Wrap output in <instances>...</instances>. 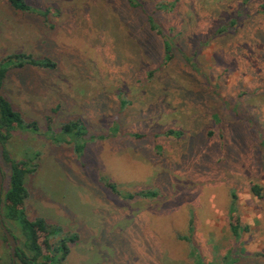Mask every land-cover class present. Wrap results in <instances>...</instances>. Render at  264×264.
<instances>
[{
	"label": "rangeland",
	"instance_id": "obj_1",
	"mask_svg": "<svg viewBox=\"0 0 264 264\" xmlns=\"http://www.w3.org/2000/svg\"><path fill=\"white\" fill-rule=\"evenodd\" d=\"M24 1L0 0V66L57 68L13 60L2 93L37 124L7 150L34 169L43 255L68 236L62 264H264V0ZM75 120L79 144L61 130Z\"/></svg>",
	"mask_w": 264,
	"mask_h": 264
},
{
	"label": "trees",
	"instance_id": "obj_2",
	"mask_svg": "<svg viewBox=\"0 0 264 264\" xmlns=\"http://www.w3.org/2000/svg\"><path fill=\"white\" fill-rule=\"evenodd\" d=\"M127 1L131 7L138 8L141 6L139 0ZM10 3L18 11H31L24 0H10ZM235 21L236 20H234V22ZM152 28L154 29L155 27ZM165 50L167 53L170 52V45L168 43H166ZM13 60L15 61V67L18 68H22L26 65L50 71L57 68V63L49 58L34 59L32 56L27 54L11 56L8 58V61H5V63L0 66V146L3 149V159L10 163V175L7 187L5 188V185L3 184L0 211L6 227L15 236L16 241L18 242V240H22V246H18L17 243L16 264H62L70 253L69 243L75 241V238L64 236L55 245V247H50L53 255H43L42 246L39 241V234L48 232L47 225L40 219L31 220L25 209V203L29 197L27 178L29 174L34 171V169H30L27 163L12 160L10 153L7 150V143L11 138L12 131L16 129L37 131V124H27L20 112L14 108L11 101L2 93L4 82L8 75V70L12 67L9 65L13 64ZM8 63L10 64L8 65ZM61 130L62 134L65 135H70L72 133L74 135L73 138H75V141L77 142L76 144H79V139H81L82 135H85L86 133V127L80 120L65 123ZM173 133L174 132L170 131V134ZM76 149L81 150L83 147L76 146ZM251 193L256 198L264 200V189L261 186L256 184L253 185ZM144 196L147 197V195ZM232 198L234 200L238 198L236 193L232 192ZM236 212V207L231 210V219L235 218L234 215ZM237 222L238 223H231V232L235 238H239V236L241 237L242 233L249 229L248 226H241L239 221ZM10 224L15 226L19 235L16 236L14 234ZM4 239L7 241L5 235ZM11 260L13 262L12 257ZM0 264L3 263L0 262Z\"/></svg>",
	"mask_w": 264,
	"mask_h": 264
},
{
	"label": "water",
	"instance_id": "obj_3",
	"mask_svg": "<svg viewBox=\"0 0 264 264\" xmlns=\"http://www.w3.org/2000/svg\"><path fill=\"white\" fill-rule=\"evenodd\" d=\"M3 184H4V176H3V172L1 169V165H0V204H1ZM0 225L2 227V230L4 232L5 237L7 239V242L9 244V247L11 250V257L13 259V264H16L15 261H16V252H17V241H16L15 236L6 227L4 220H3V217L1 215V211H0Z\"/></svg>",
	"mask_w": 264,
	"mask_h": 264
}]
</instances>
